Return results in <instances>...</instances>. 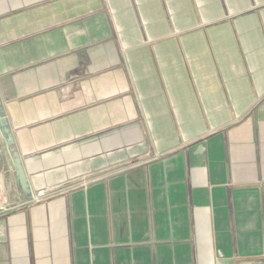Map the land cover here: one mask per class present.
I'll return each mask as SVG.
<instances>
[{
  "label": "crops",
  "instance_id": "obj_1",
  "mask_svg": "<svg viewBox=\"0 0 264 264\" xmlns=\"http://www.w3.org/2000/svg\"><path fill=\"white\" fill-rule=\"evenodd\" d=\"M0 204V264H264V0H0Z\"/></svg>",
  "mask_w": 264,
  "mask_h": 264
},
{
  "label": "rangeland",
  "instance_id": "obj_2",
  "mask_svg": "<svg viewBox=\"0 0 264 264\" xmlns=\"http://www.w3.org/2000/svg\"><path fill=\"white\" fill-rule=\"evenodd\" d=\"M153 157V154H146L145 156H143L142 158H140L141 160H139L140 162H144L146 161L147 159ZM136 164V162H133L129 165H117V166H109L103 170H101L99 173H96L94 175H91V176H86V178L82 179V180H79L78 182H74L72 184H70L71 186H74V185H79V184H85V183H88L90 181H93V180H96L102 176H106V175H111L113 173H116L118 172L119 170H121L122 168H126V167H130L131 165H134Z\"/></svg>",
  "mask_w": 264,
  "mask_h": 264
},
{
  "label": "water",
  "instance_id": "obj_3",
  "mask_svg": "<svg viewBox=\"0 0 264 264\" xmlns=\"http://www.w3.org/2000/svg\"><path fill=\"white\" fill-rule=\"evenodd\" d=\"M4 132L7 134L8 143L11 145L13 143L12 136L9 134L7 129H4ZM13 155H14L16 175H17L18 182L24 191H28V184H27L26 177H25L20 159L18 157V154L15 152L13 153Z\"/></svg>",
  "mask_w": 264,
  "mask_h": 264
},
{
  "label": "built area",
  "instance_id": "obj_4",
  "mask_svg": "<svg viewBox=\"0 0 264 264\" xmlns=\"http://www.w3.org/2000/svg\"><path fill=\"white\" fill-rule=\"evenodd\" d=\"M39 200H40V198L35 196L34 198H32L31 202H37ZM13 209H15L14 206H7V205H4V204H0V215H5L8 212L12 211Z\"/></svg>",
  "mask_w": 264,
  "mask_h": 264
}]
</instances>
